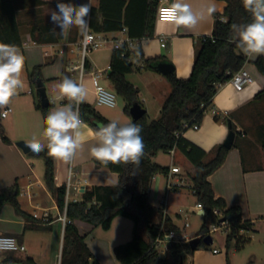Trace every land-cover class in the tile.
Wrapping results in <instances>:
<instances>
[{
  "label": "crops",
  "instance_id": "1",
  "mask_svg": "<svg viewBox=\"0 0 264 264\" xmlns=\"http://www.w3.org/2000/svg\"><path fill=\"white\" fill-rule=\"evenodd\" d=\"M64 2H69V0H64ZM71 2L82 3L85 0H71ZM185 2L190 5L193 13L204 14V18L191 29L183 27L178 29L171 22L157 19V8L161 3H164L163 0H90L91 12L89 16L92 18L94 31L119 37L122 36V33L121 29H117V27L121 26V28H127L130 36L141 38V55L138 58L132 57L135 65L133 70L126 74V78L139 89V101L141 104H145L143 107L146 109V113L149 111L146 104L149 105L156 101L162 105L172 87L166 75L158 69L157 71L146 66L145 59L161 57L164 61L174 65L177 77L188 78L191 75L197 52L201 47L200 37L212 36L216 14L222 13L227 6L225 0H185ZM14 4L23 43H29L23 50L28 73L34 66L41 65L42 80L45 82L48 97L51 93L55 100L54 102L50 99L51 109L66 104V99H57L58 92L54 90V86L67 74H70L72 79L79 80L78 70L71 68L73 65L79 64L80 56L77 52L58 55L53 52V49H50L49 45L76 42L80 37V31L72 28L63 36L53 34L54 25L50 21L49 13L56 8V0H14ZM210 8L215 9L211 14L208 13ZM56 31L58 33L59 29ZM162 35L167 37L166 41L160 40ZM32 41H35L36 44ZM48 49L52 51L50 56H46L44 53ZM112 54L111 46L91 52L87 57L88 72L110 65ZM257 57L249 56V60L244 65L254 77V83L243 91H236L229 81L224 82L213 98L212 107L216 108L219 113L217 118L211 107L205 113L203 120L198 123L199 129L189 128L183 132V137L187 141L206 152L204 160L208 161L214 157L217 146L225 141L231 124L238 131L224 163L210 174L208 179L216 197L224 198L227 206L238 205L241 207L243 221L250 223V228L245 232V236H242L244 240L248 241L242 247L251 245L246 256L250 254L254 260L264 258V168L261 157V146L264 140V97H257V93L264 88V74L254 64ZM103 81H107L110 89L114 90L108 75L101 79V85ZM84 83L88 89L87 97L89 98L92 94L95 96V88L90 74L84 76ZM48 87H50L49 91ZM28 93L32 94L33 90L30 89ZM85 102L93 105L89 100ZM33 103L34 109L38 110L36 102ZM39 104L41 105V100ZM93 106L105 118L116 119V117L107 114L106 110L99 109L104 105ZM10 114L6 117H1L0 114V118H7ZM129 116L131 117L121 120L122 123L128 120L133 121L132 115ZM95 123L101 122L95 121L92 126L83 121V147L72 161L74 181L80 182L83 191L82 193L73 192L72 197L78 201L83 200V193L86 189L96 185H113L119 181L117 172L107 166L96 164L90 156L89 149L95 143L94 132L97 129ZM3 136L7 137L8 141L4 140ZM238 137L239 142H237ZM169 154L172 156L169 170L172 166H179L186 186L167 190V175L156 174L150 192V201L152 202V198L159 199L160 195L164 193L165 197L160 199V206H156L160 210L155 216L156 220L163 222L167 216L172 223L180 227V231L174 232L179 237L187 236L191 240L202 236L199 234L200 230L196 232L187 230L190 227L187 217L193 211L183 209L182 204L171 201V194L181 193L184 189L191 190L194 194L190 188L194 165L178 149H175L174 154L171 152ZM35 156L31 151L25 153L11 137L0 130V189L14 184H17L20 189L19 211L8 202L0 206V233L15 236L21 244L26 246L23 251H8L7 254L1 255L0 264H29L28 258H32L36 264L61 263L66 227L61 219L64 212L60 211L55 196L46 185L44 179L45 161L44 168L41 169L37 166ZM176 156L183 164L175 163ZM69 164L54 158L55 184L57 186L66 183ZM162 200L167 202L166 216L163 214ZM197 203L199 201L195 206ZM173 206L176 207L175 210L172 209ZM194 212L201 214L200 210ZM45 214L48 215L46 222L41 218ZM204 214L201 215L204 216ZM183 217L186 221L182 225L179 220ZM119 218L128 219L116 217L112 227L108 230L84 220H75L80 234L85 235V242L89 249L102 264H120L113 253V248L117 244H114L109 236H105L107 233H103L109 232ZM130 221L132 223L128 225V232L122 231L121 236L129 237L128 235H130L132 238L134 224L132 220ZM186 222L189 225H186ZM215 249L218 251L215 252ZM233 250L238 249L234 247ZM0 252L4 251L0 250ZM237 254L236 251L230 253V248L226 247L207 248L201 246L187 254L186 264H228V261L230 264H241L240 260L238 261L236 258Z\"/></svg>",
  "mask_w": 264,
  "mask_h": 264
},
{
  "label": "trees",
  "instance_id": "2",
  "mask_svg": "<svg viewBox=\"0 0 264 264\" xmlns=\"http://www.w3.org/2000/svg\"><path fill=\"white\" fill-rule=\"evenodd\" d=\"M225 1L227 6L224 11L216 14L212 36L200 37L201 47L197 52L191 75L188 78H179L175 71L166 75L172 88L162 104L160 117L149 121L146 113L139 120L132 121L143 129L141 136L145 148L139 165L131 163L104 165L93 158L96 164L107 166L117 172L119 181L113 185H96L86 189L82 201L68 203L66 209L68 222L65 227L60 264H102L89 249L85 235L80 234L75 220H84L108 230L116 217L128 218L134 224L132 238L113 248V253L120 264H186L187 254L200 248L204 243L192 249L189 242L168 241L166 251L162 253L161 248L156 244V239L170 231L178 232L180 227L172 223L167 216L163 222L157 221L155 216L160 210L150 201L154 176L167 175L169 171V166H163L153 159L160 152L169 153L172 149L180 150L194 165L190 188L205 210L204 223L199 234L208 235L210 226L225 218L231 223L226 238L227 248L229 249L234 243L235 247L240 249L248 241L238 233L241 228H250V223L243 221L241 207L227 206L224 198L216 197L208 179L209 175L224 163L230 149L220 144L216 148L214 157L205 161L206 152L183 137V132L189 129L186 124L200 123L205 113L212 107L213 98L219 91L218 84L229 81L232 75L249 60V56H245L235 43H229L228 38L232 34L230 29L233 23L247 24L251 22L252 17L243 8L242 0ZM91 19L90 17L92 27ZM118 28L122 29L121 26ZM92 29L95 30L93 27ZM0 42L17 46L23 43L14 0H0ZM123 52H125L124 56H122ZM133 56L134 54L125 46L113 49L111 69L108 73L114 90L126 101L127 113L134 103H140L139 89L126 78V74L131 72L135 65L132 61ZM144 62L148 68L157 70V64L166 61L161 57H153L145 59ZM254 64L264 74V56H258ZM85 65L88 69L87 60ZM67 76L71 78L70 74ZM28 78L35 84L38 79H42L41 65L34 66L28 73ZM260 96L264 97V88L257 93V97ZM36 107L41 110L46 127L45 117L51 110L52 104L43 107L37 103ZM80 116L82 121L92 126L95 121L102 124L110 121L87 102L80 105ZM231 129L238 132L232 124ZM3 139L8 141L5 136ZM34 155L44 158L46 185L55 196L60 211L64 212L66 185L55 184L54 158L47 154V149L39 155ZM261 157L264 168V140ZM19 195L20 189L17 184L0 189V206L8 202L19 211ZM215 209H220L221 215L216 214ZM27 261L29 264H36L32 258H28Z\"/></svg>",
  "mask_w": 264,
  "mask_h": 264
},
{
  "label": "clouds",
  "instance_id": "3",
  "mask_svg": "<svg viewBox=\"0 0 264 264\" xmlns=\"http://www.w3.org/2000/svg\"><path fill=\"white\" fill-rule=\"evenodd\" d=\"M242 5L252 20L247 24L233 23L229 43H235L245 56L264 55V0H242ZM162 11L164 19L178 29L181 27L191 29L204 18L203 13H193L185 0H171L169 7ZM214 11V8L208 9L209 14ZM90 12V0L82 3L56 0V8L49 13L50 21L54 25L53 34L63 36L72 28L81 32L86 31L89 27ZM125 43L135 57H140V46L132 41L118 42L116 48H122ZM25 60L26 57L20 47L0 42V109L6 108L25 88L23 79ZM54 90L58 92L57 99H66L67 103L48 112L45 117L43 142L33 136L25 146L37 155L47 149L49 156L68 164L83 147L84 132L80 105L86 101L88 89L84 83L82 70L79 80L64 76L55 84ZM142 130L138 123L131 120L122 123L119 119H112L106 124H101L94 132L95 143L89 149L90 156L104 165L131 163L138 166L145 148Z\"/></svg>",
  "mask_w": 264,
  "mask_h": 264
},
{
  "label": "built area",
  "instance_id": "4",
  "mask_svg": "<svg viewBox=\"0 0 264 264\" xmlns=\"http://www.w3.org/2000/svg\"><path fill=\"white\" fill-rule=\"evenodd\" d=\"M164 3H161L156 12V17L159 21L169 22L163 17V11L169 7L170 0H163ZM89 20V27L86 31L81 32L80 31V37L76 42H66L61 44H50V49H53L55 53L58 55H63L67 52L71 53H78L80 56V62L77 65L72 66V70H78L79 77L81 74V70L83 72V76L90 74L91 79L95 88V100L97 105H104L108 107H115L116 106V92L112 89H107L104 86L101 85V79L104 76H107L111 66L108 65L107 67L100 68L97 70H91L88 72L85 61L87 60V57L89 54L93 51L106 48L111 46L113 49L116 48V44L121 41H132L134 43H137L140 45L141 38L139 37H132L128 34V30L126 27L121 29L122 36L119 37H113L109 36L103 32H97L94 31L90 24V16L88 17ZM166 36L162 35L160 37L161 41H166ZM32 43L36 44L35 41H32ZM29 43H23L21 46H18L21 48L22 52L24 48ZM125 48L128 49L127 43H125ZM120 49V48H119ZM46 56H50L52 54V51L49 49L45 52ZM125 55V52L122 53V56ZM229 82L233 85L236 91H243L246 87L254 83V77L251 75L249 70L243 66L241 69H239L237 72H235ZM223 85V83H219V88ZM99 89V91H98ZM31 92V91H30ZM215 115H218V111L216 108L212 107L211 109ZM12 112V108H6L3 111H1V117H6L9 113ZM5 113H7L5 115ZM187 128L191 129H199L200 125L198 123H194L192 125L186 124ZM175 149H172L170 152L174 154ZM66 196H65V210L64 215L61 217L63 221V225L65 226L68 222V218L66 215V209L67 205L70 201H78V199L73 198V192L82 193L81 190V184L80 182L74 181V171H73V164L72 162L69 164V171H68V177L66 180ZM186 186L185 179L182 178V172L181 168L179 166H172L170 170L167 173V190H173L180 187ZM94 203H98L97 201H94ZM161 203L164 205L163 214L166 216V206L167 202L166 200H162ZM196 210H204V206L201 202L197 203V205L192 209V211ZM205 211V210H204ZM182 212V210H180ZM216 214L221 215L220 209H215L214 211ZM35 216H38L35 214ZM41 218L46 222L48 221V215L45 214L41 216ZM186 225H189L188 222H186ZM163 227V226H162ZM220 229H225L227 232L231 229V223L228 220L219 221V224H212L210 226L209 234H212L215 231H218ZM248 229L241 228L239 229L238 233L241 236H245V232H247ZM190 239L187 236H181L179 237L178 234L174 231L165 233L164 236H159L156 239V244L159 248H161L162 253H165L166 251V243L168 241H177V242H183V241H189ZM26 246L24 244H21L18 239L13 235H7L0 233V250L3 251H18V250H25ZM218 250L215 249V252Z\"/></svg>",
  "mask_w": 264,
  "mask_h": 264
},
{
  "label": "rangeland",
  "instance_id": "5",
  "mask_svg": "<svg viewBox=\"0 0 264 264\" xmlns=\"http://www.w3.org/2000/svg\"><path fill=\"white\" fill-rule=\"evenodd\" d=\"M23 79L25 81V88L19 92V95L14 97L10 104L7 107H11L13 109V112L7 117V118H0V130L4 131V133L11 137L16 143L18 141H25L26 143L32 139L33 136H36L37 138H40L43 142V116L41 110H35L33 105V102L35 101L36 104L40 102L37 86L35 83L31 82L28 78V71L25 67L24 73H23ZM102 85L110 89L108 82L103 81ZM48 87V91H49ZM32 89L33 93H28V91ZM49 97L52 101L55 102L53 95L51 93L49 94ZM86 100H89L93 105H96L95 96L92 94L90 97ZM140 100V99H139ZM116 103L117 106L112 107H106L102 106L99 107V109H103L107 111V114L116 117V119H119L120 121L124 118L131 117L130 114L126 112L125 106L126 102L122 95H119L116 93ZM142 105H145L142 103ZM149 107V111L147 113V118L149 121L158 119L161 114V108L162 105L158 104L156 101L152 102L151 104H146ZM6 107V108H7ZM5 109V108H4ZM3 109H0V113ZM112 120V119H109ZM122 122V121H121ZM237 142H239V137L237 139ZM236 142V143H237ZM178 156V155H177ZM176 156L175 163L177 164H183L182 161ZM35 161H37V166L42 169L44 168V158L41 156H35ZM155 161L163 166H169L172 162V156L168 152H160L156 157ZM192 171V170H191ZM186 176V174H184ZM166 181V180H165ZM165 197V194L162 193L160 195L159 199L152 198L153 205L160 206V199H163ZM182 204L183 209H189L192 211V209L195 207L197 200V197L192 193L191 190L184 189L181 191V193H172L171 194V201ZM176 207H172V209L175 210ZM188 222L190 223V227L187 228L188 232H196L199 231L204 223V216L199 214L198 212H190V214L187 217ZM122 221V222H121ZM185 218L179 220L180 224L185 223ZM131 221L124 218H119L113 228L109 232H103L107 233L105 236H109L110 239H112V242L114 244H122L130 240L129 237L121 236V232L126 231L128 232V225H131ZM216 224H219L216 223ZM103 231V230H100ZM123 233V232H122ZM130 234V233H129ZM213 237V243L210 245H203L207 248H227L226 246V238H227V232L225 229H220L218 231H215L212 233ZM258 243V242H256ZM259 244V243H258ZM257 244V245H258ZM264 245V244H263ZM235 247L234 243L230 247V253L233 251H236L238 254L236 255V258H238V261L240 260L241 264H264V258H261L260 260H254L251 258L250 254L249 256H246V253L251 248V245H246L245 247H242L238 250H233ZM8 251L0 252V256L4 253L7 254ZM264 255V254H263Z\"/></svg>",
  "mask_w": 264,
  "mask_h": 264
},
{
  "label": "water",
  "instance_id": "6",
  "mask_svg": "<svg viewBox=\"0 0 264 264\" xmlns=\"http://www.w3.org/2000/svg\"><path fill=\"white\" fill-rule=\"evenodd\" d=\"M156 68L164 75H168L174 71V65L170 62H160L157 64ZM36 85H37L38 94H39L40 100H41V106L45 107V106L50 105V98L48 97V94H47L45 82L42 79H38L36 81ZM129 112L132 115L133 120L136 121V120H139L140 118H142L146 114L147 111L140 103L136 102L130 107ZM101 124L102 123H95V126L98 127ZM235 138H236V132L233 129H230L225 141L223 142V145L226 148L231 149L234 142H235ZM17 145L20 146L25 153H28L30 151L25 146L26 145L25 141H18ZM200 213L204 214L205 211L201 210ZM220 220L224 221L225 218H222ZM189 243L191 245V248L195 249L201 243H204L206 245L212 244L213 238H212L211 234H208L206 236H198V237L191 239L189 241Z\"/></svg>",
  "mask_w": 264,
  "mask_h": 264
}]
</instances>
